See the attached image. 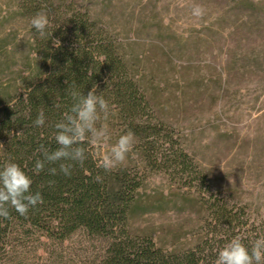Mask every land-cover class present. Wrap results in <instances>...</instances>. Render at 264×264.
<instances>
[{"label":"rangeland","instance_id":"1","mask_svg":"<svg viewBox=\"0 0 264 264\" xmlns=\"http://www.w3.org/2000/svg\"><path fill=\"white\" fill-rule=\"evenodd\" d=\"M75 1L121 43L155 114L179 140L176 149L205 182L186 176L189 187L170 172L148 169L135 141L114 168L143 176L129 213L130 233L151 238L167 252L192 248L207 218L201 195L210 193L264 218V67L254 58L264 50V35L255 28L242 33V21L225 14L231 10L226 0ZM21 3L0 0V101L23 92L38 71ZM196 5L204 10L201 16L193 15ZM108 128L110 138L97 146L98 156L123 135L118 125ZM96 245L74 236L62 248L65 261L87 262Z\"/></svg>","mask_w":264,"mask_h":264},{"label":"trees","instance_id":"2","mask_svg":"<svg viewBox=\"0 0 264 264\" xmlns=\"http://www.w3.org/2000/svg\"><path fill=\"white\" fill-rule=\"evenodd\" d=\"M226 1L231 10L225 14L242 21L238 26L242 33L255 28L264 35V1ZM21 11L30 20L37 12H46L52 35L42 39L31 27L37 74L24 82L23 92L0 101V169L9 161L19 164L33 181L30 191L39 192L43 203L30 208L27 216L9 207L10 218L0 217V264H68L62 248L79 234L97 243L83 264H215L219 250L235 236L249 248L264 237V218L211 193L201 195L207 218L203 235L192 248L167 252L151 238L133 236L128 218L143 176L127 167L108 172L97 168L98 148L87 143L83 145L87 159L70 175L62 173L58 163L35 173V161L43 158L40 146L50 151L58 147L55 125L75 102L71 92L87 95L95 85L109 104L107 118L100 113L97 127L118 125L123 134L132 132L148 169L170 172L189 187L186 176L197 175L205 183L197 170L192 173L188 156L176 149L179 140L155 114L121 43L88 8L75 0H22ZM55 39L60 47L53 45ZM254 58L263 68L264 50ZM40 111L45 124L37 127L34 121ZM53 167L55 174L49 171Z\"/></svg>","mask_w":264,"mask_h":264},{"label":"clouds","instance_id":"3","mask_svg":"<svg viewBox=\"0 0 264 264\" xmlns=\"http://www.w3.org/2000/svg\"><path fill=\"white\" fill-rule=\"evenodd\" d=\"M203 8L196 5L193 8L194 16H201ZM30 25L36 30L42 39L51 37L49 32L50 20L46 12H37L30 20ZM60 40H53L55 47H60ZM71 96L75 101L64 118L55 125L54 139L58 147L49 150L43 145L39 151L42 159L35 161L33 171L39 174L48 164H59V170L65 175L71 174V169L76 165H83L87 159L85 143L91 146H99L110 138L107 124L97 127L100 113L107 118L109 104L102 95L97 94V87L93 85L87 95L72 91ZM45 124V114L40 111L34 121L37 127ZM135 137L132 132L121 135L117 142L111 146L109 152L105 153L96 161V167L105 172L113 170L118 164L123 163L127 154L134 148ZM49 171L56 173V168ZM97 182L101 177L97 176ZM31 177L15 162H6L0 169V217L10 218L9 207L15 209L21 216H27L30 208L38 203H43V197L39 192L33 194ZM215 264H264V237L257 239L249 248L242 242L240 236H235L218 252Z\"/></svg>","mask_w":264,"mask_h":264}]
</instances>
